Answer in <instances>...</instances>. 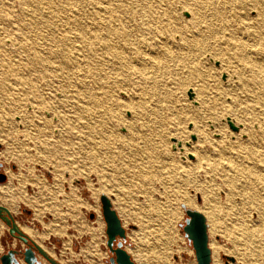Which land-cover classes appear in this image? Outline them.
Here are the masks:
<instances>
[{
    "label": "rangeland",
    "instance_id": "obj_1",
    "mask_svg": "<svg viewBox=\"0 0 264 264\" xmlns=\"http://www.w3.org/2000/svg\"><path fill=\"white\" fill-rule=\"evenodd\" d=\"M208 1L169 0L166 18L186 25L200 24L210 14ZM194 13L196 20L192 19ZM249 15L255 16V11ZM3 42L6 56L0 65V126L4 130L0 135V173L6 180L0 182V206L7 208L18 194L36 204L33 207L19 202L10 213L16 222L24 224L19 227L26 225L38 231L28 227L37 239L40 235L41 243L55 254L57 263L108 264L110 253L100 204V196L105 195L126 230L124 247L134 264H186L185 257L178 255L183 247L193 250L182 230L185 210L196 211L202 206L212 211L206 216L211 256L214 242L222 264H264V182L250 175L225 183L220 175L202 172L204 163L195 168V158L181 149L197 141L190 115L199 106L198 95L202 94L206 100L202 122L210 138L219 139L223 131L230 140L237 134L245 138V133H239L243 122L234 126L229 120L236 117L251 121L258 100L248 92L232 100L235 72L244 68V62L231 42L227 44L216 32L200 36L186 66L173 61L169 73H159L149 83L130 77L113 88L114 99L98 111L101 126L97 133L79 132L77 122L67 121L64 124L71 123L75 129L62 134L55 127V115L42 105L48 97L60 98L59 89L51 91V83L59 85V76L39 67L31 69L20 49L7 39ZM6 63L12 66L9 70L4 67ZM31 85L35 89L30 90ZM32 105L40 109L34 113ZM142 105L148 111L157 109L163 118L171 105L180 124L167 128L156 124V129L152 119L141 116ZM23 114L26 120L31 115L36 129H25ZM254 123L248 124L256 130ZM94 143L105 144L102 152L92 147ZM52 146L54 150H50ZM6 154L9 160L4 158ZM36 181H43L48 189H40ZM71 188L76 205L66 201ZM188 198L194 206L184 203ZM52 222L58 231L48 233L46 226ZM211 223L215 224L212 232ZM0 235L9 236L8 227L1 221ZM7 249V243L0 244V254Z\"/></svg>",
    "mask_w": 264,
    "mask_h": 264
},
{
    "label": "bare ground",
    "instance_id": "obj_2",
    "mask_svg": "<svg viewBox=\"0 0 264 264\" xmlns=\"http://www.w3.org/2000/svg\"><path fill=\"white\" fill-rule=\"evenodd\" d=\"M208 3L211 6L208 18L200 24L197 22L186 25L174 18L170 21L166 18L169 0H0V65H3L2 57L6 56L3 40L7 39L27 56L31 69L39 67L45 72H56L59 76V85L50 83L53 89L51 91L60 90V98L48 97L47 100H42L43 107H48L57 119L55 127L58 133H69L71 129H75L71 123L66 126L64 123L67 121L77 122L81 129L79 132L97 133L101 126L98 111L103 110L105 104L114 99L113 88L130 80V77L143 84L149 83L157 74L169 73V64L173 61H182L186 66L187 60L191 58L190 50L197 44L198 38L216 32L227 44L231 42L235 46L244 62V68L235 72L236 88L231 96L235 100L241 93L255 95L258 103L253 107L255 113L250 119L257 127L253 130L248 124L251 121L247 118L235 117L229 121L234 126L243 122L239 133H245V138H240V134H237L230 140L229 134L224 131L219 139L210 138V132L202 122L206 100L201 92L202 95H198L199 106L193 109L192 115L189 114L194 123L191 131L197 135V141L190 144L189 148L181 149L185 155L195 158V168L202 167L204 163L202 172L211 176L220 175L225 183L244 177L247 179L250 175L255 181L264 182L263 2L209 0ZM11 8L16 9L8 11ZM250 11H255V16H250ZM196 15L197 13L192 14V19L197 18ZM175 35L178 39H175ZM4 67L9 70L12 66L6 63ZM31 86L30 90L35 89L34 85ZM46 86L50 88L49 83ZM32 106L34 113L40 109ZM143 106L140 108L141 116L143 119H152L155 126L157 124L167 128L169 125L180 124L181 119L171 105L164 111V118L158 114L157 109L148 111ZM134 110H131L133 115ZM22 117L25 129H36L31 115L27 120L24 114ZM3 133L0 126V135ZM180 133L182 132H178ZM54 141L58 143V139ZM103 146L105 144H92L96 151H101ZM50 150H54V146ZM4 158L9 160L10 155L6 154ZM34 183L40 189H48L43 181ZM70 191L66 201L76 205L74 191L72 188ZM19 202L32 204L24 194H18L12 197L6 209L14 211ZM184 203L194 206L189 198L184 199ZM32 206L36 207V204ZM196 208L205 218L212 214L205 206ZM54 223L46 226L48 233L58 231ZM19 228L33 238L50 257H55L51 250L45 249L42 239L39 237L38 240L30 228ZM210 228L211 232L215 230V224L211 223ZM211 245L212 264H222L217 255L216 244L211 242Z\"/></svg>",
    "mask_w": 264,
    "mask_h": 264
},
{
    "label": "water",
    "instance_id": "obj_3",
    "mask_svg": "<svg viewBox=\"0 0 264 264\" xmlns=\"http://www.w3.org/2000/svg\"><path fill=\"white\" fill-rule=\"evenodd\" d=\"M234 128V127H232ZM6 177L0 173V182H4ZM101 213L105 223L106 247L110 253L108 264H134L130 254L124 247L126 241V230L114 209L111 200L105 196H100ZM6 214L4 220L10 226V233L27 244L28 238L18 229L10 212L3 206H0V215ZM187 216L182 230L185 238L190 242L196 259V264H212L211 250L208 242L206 218L198 211L185 210ZM92 218L93 215L91 214ZM37 250V255L34 250ZM38 255L42 256L50 264H59L51 257H48L44 251L36 244L27 246L23 249H11L0 256V264H41ZM233 262V259H230Z\"/></svg>",
    "mask_w": 264,
    "mask_h": 264
},
{
    "label": "crops",
    "instance_id": "obj_4",
    "mask_svg": "<svg viewBox=\"0 0 264 264\" xmlns=\"http://www.w3.org/2000/svg\"><path fill=\"white\" fill-rule=\"evenodd\" d=\"M10 215H11V213H10ZM6 216V214L5 213H3L2 215H0V221L2 222V223H4L7 227H8V237H4V235L3 236H1L0 235V244L1 243H7L8 244V249L6 250V251H4V252H1V254H0V256L1 255H3V254H5L8 250H11V249H13L15 246L17 247H19V248H25L26 246H32V244H36V245H38L37 243H36V241L33 239V238H30V236H28L27 234H25V233H23L21 230H20V228H19V224L20 223H18V222H16L15 220H14V218H13V216H12V218H13V220H14V222L16 223V225H17V227H18V229L28 238V241H27V244H24L18 237H17V235L16 234H11L10 233V226H8V224H7V222L4 220V217ZM20 225H24V224H20ZM26 226V225H25ZM28 227H30V226H28ZM32 230H34V231H36V232H38L37 230H35L33 227H30ZM33 232V231H32ZM36 235V234H35ZM39 237H40V235H39ZM38 237V238H39ZM38 240H40V238L38 239ZM42 241V240H41ZM210 244V243H209ZM39 246V245H38ZM210 246V245H209ZM3 247V246H2ZM40 247V246H39ZM41 248V247H40ZM42 249V248H41ZM126 249V248H125ZM43 250V249H42ZM189 250V249H188ZM44 251V250H43ZM127 252L130 254V252L127 250ZM44 253L48 256V257H50L45 251H44ZM178 255H183L185 258V263L186 264H196V259H195V254H194V250H190V252L189 251H187V249H185L184 247L182 248V249H180V251H179V254ZM183 256H181L182 258H183ZM52 258V257H51ZM53 260L55 259V258H52ZM211 260H212V256H211ZM47 263V262H46ZM61 263V262H60ZM21 264H22V262H21ZM23 264H25V263H23ZM41 264H43L42 262H41ZM50 264V263H49ZM99 264V263H98Z\"/></svg>",
    "mask_w": 264,
    "mask_h": 264
},
{
    "label": "flooded vegetation",
    "instance_id": "obj_5",
    "mask_svg": "<svg viewBox=\"0 0 264 264\" xmlns=\"http://www.w3.org/2000/svg\"><path fill=\"white\" fill-rule=\"evenodd\" d=\"M27 247V246H26ZM25 247V248H26ZM23 249V248H22ZM32 249L34 250V253L37 255V250L36 249H34L33 247H32ZM40 260V259H39Z\"/></svg>",
    "mask_w": 264,
    "mask_h": 264
}]
</instances>
